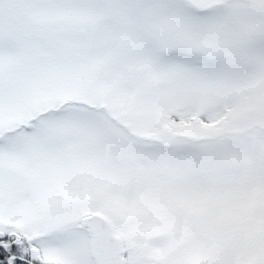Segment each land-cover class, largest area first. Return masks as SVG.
I'll return each mask as SVG.
<instances>
[{"label": "snow or ice", "instance_id": "6c2138e0", "mask_svg": "<svg viewBox=\"0 0 264 264\" xmlns=\"http://www.w3.org/2000/svg\"><path fill=\"white\" fill-rule=\"evenodd\" d=\"M0 264H264V0H0Z\"/></svg>", "mask_w": 264, "mask_h": 264}]
</instances>
